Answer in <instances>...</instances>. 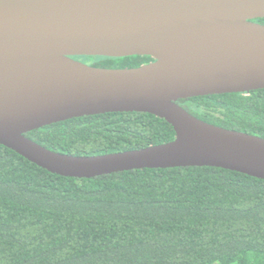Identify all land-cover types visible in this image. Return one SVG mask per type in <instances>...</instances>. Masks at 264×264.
Masks as SVG:
<instances>
[{"label": "water", "instance_id": "obj_1", "mask_svg": "<svg viewBox=\"0 0 264 264\" xmlns=\"http://www.w3.org/2000/svg\"><path fill=\"white\" fill-rule=\"evenodd\" d=\"M264 0H0V145L59 176L212 167L264 180V138L205 122L180 100L264 89ZM150 57L108 69L74 58ZM145 113L173 141L97 156L26 137L74 118Z\"/></svg>", "mask_w": 264, "mask_h": 264}, {"label": "trees", "instance_id": "obj_2", "mask_svg": "<svg viewBox=\"0 0 264 264\" xmlns=\"http://www.w3.org/2000/svg\"><path fill=\"white\" fill-rule=\"evenodd\" d=\"M152 61L101 57L91 66ZM178 104L210 124L264 138V89ZM26 137L55 152L97 156L165 144L175 132L164 119L134 112L74 118ZM0 264H264V180L212 167L75 179L0 145Z\"/></svg>", "mask_w": 264, "mask_h": 264}, {"label": "rangeland", "instance_id": "obj_3", "mask_svg": "<svg viewBox=\"0 0 264 264\" xmlns=\"http://www.w3.org/2000/svg\"><path fill=\"white\" fill-rule=\"evenodd\" d=\"M80 58H81V62L87 65H91L95 61L99 60V58L101 57L100 56H85V57H80Z\"/></svg>", "mask_w": 264, "mask_h": 264}, {"label": "flooded vegetation", "instance_id": "obj_4", "mask_svg": "<svg viewBox=\"0 0 264 264\" xmlns=\"http://www.w3.org/2000/svg\"><path fill=\"white\" fill-rule=\"evenodd\" d=\"M74 59H76V60H78V61H81V58H80V57H76V58H74Z\"/></svg>", "mask_w": 264, "mask_h": 264}]
</instances>
